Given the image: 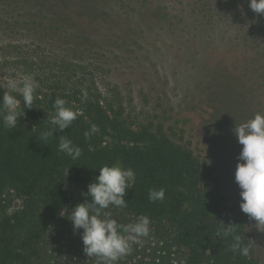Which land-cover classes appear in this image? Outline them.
<instances>
[{
	"label": "trees",
	"instance_id": "1",
	"mask_svg": "<svg viewBox=\"0 0 264 264\" xmlns=\"http://www.w3.org/2000/svg\"><path fill=\"white\" fill-rule=\"evenodd\" d=\"M181 1L69 0L75 15L86 20H141L159 13L169 21L175 19L171 6ZM185 2L192 23L199 28L212 27L213 19L261 23L252 44L245 43L244 55L254 49L257 60L263 58L264 16L254 13L248 0ZM231 57L226 54L213 73L203 77L208 89L205 98L214 114L210 116L214 137L235 170L242 145L234 127L257 112L264 113V107H257L264 101V64L254 58L245 63ZM6 68L23 69V75L35 77L39 88L33 108L24 109L16 129L9 130L0 121V264H97L96 258L83 252V230L74 234L67 212L70 218L72 207L85 199L90 202L83 193L105 164L135 172L132 188L124 197L127 206H110L105 211L121 224L142 215L151 222L149 236L133 245L118 264H158L164 253L176 262L181 257L180 264H264L256 256L248 216L219 186L213 163L196 154L187 131L188 118L160 104L157 114L141 116L121 92H103L91 73L71 61L33 57L19 44L0 45V69ZM57 97L80 115L63 133L54 131L45 139L42 133L50 129ZM92 124L99 132L86 139L84 133ZM60 135L81 148L79 159L72 160L58 150ZM161 188L164 200L150 201L149 190ZM15 200L19 205L11 210ZM222 221L238 224L244 242L251 246L249 258L231 250V238L217 235Z\"/></svg>",
	"mask_w": 264,
	"mask_h": 264
},
{
	"label": "rangeland",
	"instance_id": "2",
	"mask_svg": "<svg viewBox=\"0 0 264 264\" xmlns=\"http://www.w3.org/2000/svg\"><path fill=\"white\" fill-rule=\"evenodd\" d=\"M50 1L0 0V45L19 44L33 57H63L71 61L81 71L91 73L103 92H121L141 116L157 114L160 104L161 108L171 107L172 113L188 118L187 131L196 154L213 163L219 186L239 205L235 170L218 148L219 139L212 130L214 114L205 98L208 89L203 76L212 74L226 54L245 63L251 58L257 60L254 49L244 55V45L252 44L261 23L213 19L211 29L199 28L191 21L186 0L171 6L175 19L170 21L159 13L141 20H86L75 15L73 2ZM258 60L264 64V56ZM22 70L0 69V80L20 79L24 76ZM257 104L258 108L264 107V101ZM18 205L15 200L11 210ZM249 225L256 256L264 261V231L257 230L253 220L249 219ZM172 258L164 253L157 261L181 263V257L178 262Z\"/></svg>",
	"mask_w": 264,
	"mask_h": 264
},
{
	"label": "clouds",
	"instance_id": "3",
	"mask_svg": "<svg viewBox=\"0 0 264 264\" xmlns=\"http://www.w3.org/2000/svg\"><path fill=\"white\" fill-rule=\"evenodd\" d=\"M248 4L254 13L264 16V0H248ZM38 88L39 83L32 75L0 82V89H3L0 93V121L5 128H17L18 118L25 114L24 109L33 108ZM52 107L54 112L49 117L50 129L42 133L45 139L53 136L54 131L63 133L80 115L79 111L68 107L63 98H55ZM98 132V126L92 124L84 135L88 139ZM233 133L242 145L234 172L235 182L240 189L239 207L250 220L255 221L257 230L264 231V113H255L252 118L235 126ZM58 150L72 160L82 155L81 148L64 135L59 136ZM134 180L133 169L119 164H105L99 167L98 176L87 186V192L83 193L85 197L91 198L90 202L85 199L77 203L71 208L70 218L67 212L74 234L83 230L80 233L83 252L88 258H96L97 264H118L122 257L131 253L133 245L142 244L143 239L150 234L151 222L147 216L142 215L134 222L121 224L105 211L110 206H127L125 193L132 188ZM148 198L152 202L163 201L165 190L151 189ZM236 225L223 222L217 235L231 238V250L249 258L251 246L244 242V236Z\"/></svg>",
	"mask_w": 264,
	"mask_h": 264
}]
</instances>
